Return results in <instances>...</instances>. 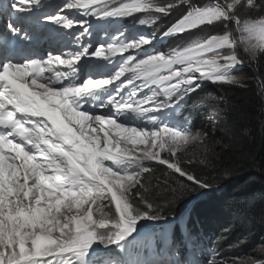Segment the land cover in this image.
<instances>
[{
  "label": "snow or ice",
  "instance_id": "1",
  "mask_svg": "<svg viewBox=\"0 0 264 264\" xmlns=\"http://www.w3.org/2000/svg\"><path fill=\"white\" fill-rule=\"evenodd\" d=\"M6 6L16 16L0 30V264H117L93 257L98 248L107 251L113 245L125 252L136 240L132 234L139 235V221L165 219L150 199L152 162L170 170L162 182L173 198L211 188L184 166L192 160L177 155L182 143L203 138L184 126L186 118L173 125L156 119L157 114L172 110L180 115L176 109L205 81L238 83L234 70L245 64L240 46L249 62L264 55V18L242 21L238 15V7L255 8V0L209 5L132 0L111 8L101 0H63L58 5L9 0ZM51 7L55 14H46ZM181 7L180 17L160 38L216 23L224 24V33L167 53L147 52L154 35L111 39L92 53L81 44L82 37L91 35L89 17L123 18L138 12L170 16ZM67 10L82 18L73 19ZM156 22L155 17L140 20L141 25ZM45 23L65 30L78 26L81 31L73 39L79 50L16 59L25 49L53 39ZM125 52L129 54L113 61ZM92 56L117 66L110 76L93 78L92 69L81 64ZM100 94L103 102L91 105L98 112L84 111V103ZM105 108L112 114H102ZM124 114L141 117L152 127L122 123Z\"/></svg>",
  "mask_w": 264,
  "mask_h": 264
},
{
  "label": "trees",
  "instance_id": "2",
  "mask_svg": "<svg viewBox=\"0 0 264 264\" xmlns=\"http://www.w3.org/2000/svg\"><path fill=\"white\" fill-rule=\"evenodd\" d=\"M154 2L179 4L180 0H154ZM195 2L205 5L210 0H195ZM256 5L261 13L256 11L255 15H249L253 20L264 18V0H256ZM183 11L184 9L181 7L173 9L170 16L161 14L162 22L158 25L160 29L157 34L160 35L175 22ZM211 26L209 25V30L203 29L207 31V33L204 32L203 38L212 35L210 33ZM233 30H235V25ZM197 34L198 31L185 33L183 36L174 35L172 37L173 48L187 46L192 41L190 36H197ZM257 60H259L258 75L264 81V55L260 54ZM247 63L251 66L249 62ZM242 75L248 80L246 84L241 83L237 86L212 84L203 90L192 93L186 102L176 109L181 113L178 118L188 119L195 116L192 119V121L194 120L193 132L195 134L197 132L204 133L206 139L209 138V142L214 145L219 144L223 149L216 152L219 159L213 165L208 166L196 162L184 165L201 179L207 180L211 184V188L198 189L188 195L173 198L162 182L165 172L170 170H167L164 165L153 164L154 172L150 174L153 177L150 199L165 219L174 216L181 207H186L200 197L197 199L198 202L196 201L192 220L201 222V226L206 232L204 235L208 238V245L216 251L220 260L228 264H240V260L246 261L242 264H247L249 260H252L250 263L264 261V248H262L261 253L263 254L261 255H259L260 252L253 250L260 240H264V174L261 176L255 173L256 163H260L264 158V148L261 150L264 132L258 133L260 126L257 117L259 114L255 116L264 105L260 101L261 96L264 97V82L259 87L262 93L260 96L255 82L256 74L252 70L246 69ZM242 92L244 95L237 97ZM240 98L245 109L239 107L240 103L237 101ZM223 102L226 104L225 107H223ZM253 104H258V109L257 107L252 109ZM234 110H236L235 113ZM173 114L175 113L173 112ZM206 114L210 116L218 114L217 125L210 126L211 124L204 123L203 117ZM178 118L176 117V119ZM220 123L223 124L221 128ZM215 128L220 135L209 137L207 134L211 135L216 131ZM245 130L246 132H244ZM161 155L168 154L163 152ZM181 160L186 159L181 158ZM156 178L161 179L158 181ZM171 178L175 179L176 177ZM235 179L237 180L226 188L224 187V190L211 191ZM204 193L207 194L202 196ZM139 206L143 207L142 204ZM149 222L156 221H146L142 225L146 227ZM251 239L257 240L246 245ZM144 241L151 243V239Z\"/></svg>",
  "mask_w": 264,
  "mask_h": 264
},
{
  "label": "rangeland",
  "instance_id": "3",
  "mask_svg": "<svg viewBox=\"0 0 264 264\" xmlns=\"http://www.w3.org/2000/svg\"><path fill=\"white\" fill-rule=\"evenodd\" d=\"M223 2H224V0H222ZM255 3H256V0H255ZM205 5H209V2H207ZM259 9L257 8V6L255 7V8H249V7H247V6H245V7H243V8H239L238 7V10H237V12H238V15L240 16V18H241V20L243 21V20H253V19H251L250 17H249V15H255L254 13H256V11H258ZM258 13L260 14L261 13V11H258ZM158 26V25H157ZM233 26H234V24L233 25H231V27L233 28ZM224 24H222V23H216V24H214V25H212L211 26V28H210V33H212V34H218V35H222L223 33H224ZM154 29V31H159V26L158 27H154L153 28ZM203 32H205V33H207V31H203ZM124 35H126V39H131L132 38V33H130V32H128V33H124ZM237 35V38H239V34L237 33L236 34ZM197 37L196 36H193V37H191L190 36V39H192V40H194V39H196ZM252 43L253 44H259V40L258 39H253L252 40ZM239 51H240V55L242 56V57H244L245 58V60H246V62H249V57H248V55L243 51V45H241L240 46V48H239ZM126 53H128V52H125V53H117L114 57H112V59H113V61L115 60L116 61V59H118L119 58V56L120 55H126ZM260 57V53H258L257 54V56L256 57H253L252 58V60H251V62H249L250 64H251V66H250V70H252V72L254 73V74H256V80H255V82H256V87L258 88V95H260L261 96V91L259 90V87L261 86V83H262V78H260V76L258 75V69H259V60H257V58H259ZM255 60H257V61H255ZM241 74V73H240ZM244 74V73H243ZM248 82V80H246V78H244L243 77V75L241 74L240 76H238V83H242V84H246ZM237 84V83H236ZM240 84H238V85H240ZM237 86V85H236ZM244 95V93L242 92V93H239L238 95H237V97H239V96H243ZM257 97H259V96H257ZM260 101L264 104V97L263 96H261V98H260ZM238 103H240L239 104V107L241 108V109H245V106L242 104V99L240 98V100L239 101H237ZM261 102H260V104H261ZM223 104H224V102H223ZM242 104V105H241ZM225 105L226 104H224V106L223 107H225ZM258 105V104H257ZM257 105H254L253 104V108L252 109H254V107L256 108L257 107ZM232 108H233V106H232ZM257 109H258V107H257ZM251 110V109H250ZM170 110H167V111H165V112H163V113H160V114H157V117H156V119H160L161 120V122H163L164 121V119H165V115L169 112ZM235 111L236 110H234V113H235ZM242 111V110H241ZM261 112V113H260ZM260 112H258V113H256L255 114V116H257L258 114V119H257V121H258V124H259V126H260V129H259V132L258 133H262V132H264V105H263V107L261 108V111ZM131 116H132V118L131 119H127V118H124V117H120V119H121V122L122 123H125V124H132V125H135V126H137V127H152V125L149 123V124H145L144 123V121H143V118H141V117H138V116H134V115H132L131 114ZM219 119V116H218V114H215V115H209V114H206L204 117H203V121H204V123H207L208 125H210V126H212V125H217V120ZM222 123H220V128L222 127ZM213 128V127H212ZM219 128V129H220ZM213 130H214V128H213ZM215 130L216 131H214L211 135L210 134H207L209 137L210 136H213V137H217V136H219L220 134H219V132L217 131V128H215ZM244 132H246V130L244 131ZM196 134H200V136L203 138L202 140H189L187 143H182V149H181V151L180 152H178L177 153V155L180 157V158H182V159H186V160H192L194 163L196 162V163H202L203 165H208V166H210V165H213L214 164V162H216V160H218L219 158H218V151L220 150V149H222L221 148V145H219V144H217V145H214V144H212L211 142H209V138L208 139H206V137L204 136V133H202V132H197ZM195 134V135H196ZM223 135V133L221 134V136ZM257 135V134H256ZM263 135V134H262ZM246 137H248L247 135H246ZM263 139H264V137H263ZM262 141V145H261V150L264 148V140H261ZM139 147H143L142 145L141 146H139ZM223 150V149H222ZM217 152V153H216ZM163 153V152H162ZM161 153V154H162ZM255 173L257 174V175H263L264 174V158H263V160L260 162V163H256V168H255ZM247 175V174H246ZM246 175H244V176H246ZM233 181H229L227 184H225L224 186H222V187H220V188H218L217 190H224L230 183H232ZM219 184V183H218ZM225 187V188H224ZM98 214V213H97ZM95 218V217H94ZM254 238V237H253ZM255 240H257V239H251V240H249L247 243H246V245L247 244H251L252 242H254ZM260 243H258L256 246H254V248H253V250H255V251H257V252H260L259 253V255H261V254H263V253H261V251H262V248H264V240L262 239V240H260L259 241ZM214 256L212 255V258H213ZM197 259V258H196ZM252 261V260H251ZM250 260H249V262L248 263H250L251 262ZM240 262V264H242V263H244V262H246V261H242V260H240L239 261ZM247 263V264H248Z\"/></svg>",
  "mask_w": 264,
  "mask_h": 264
},
{
  "label": "clouds",
  "instance_id": "4",
  "mask_svg": "<svg viewBox=\"0 0 264 264\" xmlns=\"http://www.w3.org/2000/svg\"><path fill=\"white\" fill-rule=\"evenodd\" d=\"M254 263H256V262H254ZM254 263H250V264H254ZM220 264H228V263L223 262V263H220Z\"/></svg>",
  "mask_w": 264,
  "mask_h": 264
},
{
  "label": "bare ground",
  "instance_id": "5",
  "mask_svg": "<svg viewBox=\"0 0 264 264\" xmlns=\"http://www.w3.org/2000/svg\"><path fill=\"white\" fill-rule=\"evenodd\" d=\"M27 54H29V53H27ZM165 240V239H164ZM144 241V240H143Z\"/></svg>",
  "mask_w": 264,
  "mask_h": 264
}]
</instances>
